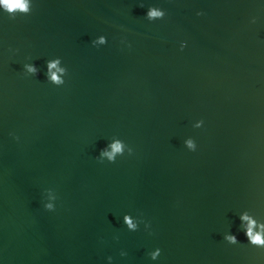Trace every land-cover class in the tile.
I'll list each match as a JSON object with an SVG mask.
<instances>
[{
  "label": "water",
  "instance_id": "obj_1",
  "mask_svg": "<svg viewBox=\"0 0 264 264\" xmlns=\"http://www.w3.org/2000/svg\"><path fill=\"white\" fill-rule=\"evenodd\" d=\"M25 2L0 5V264H264L239 229L264 223V0Z\"/></svg>",
  "mask_w": 264,
  "mask_h": 264
},
{
  "label": "clouds",
  "instance_id": "obj_2",
  "mask_svg": "<svg viewBox=\"0 0 264 264\" xmlns=\"http://www.w3.org/2000/svg\"><path fill=\"white\" fill-rule=\"evenodd\" d=\"M0 5H2L9 12H14L16 10L27 11V4H26L25 0H0ZM165 15H166L165 11H159L155 7H152L147 11V18L149 20H152V19L158 18V17L163 18V17H165ZM197 15L198 16L203 15V12H197ZM101 42H104L103 37L101 38ZM185 47H186V42H182L180 45L181 51ZM58 62L59 61L57 60L54 63H49L48 64L49 70H51L52 68H55L56 63H58ZM25 67L28 68L29 72H33V73L36 72V69L32 66L25 65ZM51 80L56 82L58 85H62L64 83L62 80H60L56 76L55 73L52 74ZM200 123L203 125L202 120L200 121ZM16 139H19V138L16 137ZM187 145L191 151H195L197 148L192 143L191 140L187 141ZM111 148H112V152L109 153L106 151H102L100 153V155H102V156L107 155L109 161L111 163H114L115 162L114 154L115 153H121L122 145L119 141H117L116 143H113L111 145ZM132 153H133V149L130 147L129 148V155H131ZM44 208L47 211H54L55 210V208L53 207L52 204L44 205ZM239 220L240 221H245V220L248 221L246 229L243 228V225H241L239 228L240 231H242L244 233V235L246 236L247 242L252 246H255L258 248H264V223H262L259 226L260 227L259 231H255V229L257 227L256 221L250 218L247 211H245L239 215ZM129 225L131 226L130 222H129ZM223 240L226 241L228 244H231V245H236L237 243H239L237 236L232 234L231 232L225 233L223 236Z\"/></svg>",
  "mask_w": 264,
  "mask_h": 264
}]
</instances>
